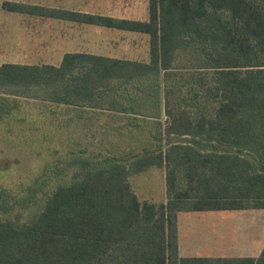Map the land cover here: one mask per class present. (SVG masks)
<instances>
[{"label":"trees","instance_id":"1","mask_svg":"<svg viewBox=\"0 0 264 264\" xmlns=\"http://www.w3.org/2000/svg\"><path fill=\"white\" fill-rule=\"evenodd\" d=\"M0 9L150 37L146 61L79 51L58 64L4 62L0 94L64 106L101 100L137 127L132 101L143 85L179 75L191 92L163 87L167 122L163 137L152 136L154 149L120 156L80 147L70 159L79 173L38 212L25 222L0 216V264H264V248L256 257L181 256L177 225L185 210L264 208V0H148L147 19L14 1ZM184 54L194 63L186 76L178 71ZM140 84L139 94L126 95L131 105L116 97ZM5 95L0 118L11 109ZM153 166L165 168L161 202L142 201L129 181Z\"/></svg>","mask_w":264,"mask_h":264},{"label":"rangeland","instance_id":"2","mask_svg":"<svg viewBox=\"0 0 264 264\" xmlns=\"http://www.w3.org/2000/svg\"><path fill=\"white\" fill-rule=\"evenodd\" d=\"M73 9L117 17L148 18V0H78ZM34 19L37 17L0 10V64H58L61 61L63 55L55 52L52 45L48 46L54 41L53 23L47 22L52 19ZM78 33L87 37V43L80 48L104 55L149 60L150 37L145 33L95 25H78ZM21 43L29 46L20 47ZM189 57L190 54H184L178 58L179 64L185 67L178 70H181L180 75H188L194 64ZM159 77V84L158 80H152L143 85L142 96L132 101L140 111L135 120L137 127L133 122L129 125L124 114L104 108L101 100L97 107L64 106L43 96L28 98L0 94L5 95L11 105L10 112L0 118V188L8 193L7 199L0 198V216L25 222L38 212L58 184L72 181L79 173L80 168L71 166L70 161L80 147L88 150L85 155L103 152L120 156L131 150L142 153L145 147L154 149L158 140L152 136L163 137L167 122L163 87L175 86L174 95L191 93L182 85L184 80L179 75L164 82L162 76ZM128 87L120 88L122 94L120 92L116 97L129 106L131 99L126 95L139 94L141 84ZM167 141L165 138L164 142ZM129 181L142 201L166 199L164 167L153 166L131 174ZM224 229L227 238L234 233L232 226L227 225Z\"/></svg>","mask_w":264,"mask_h":264},{"label":"crops","instance_id":"3","mask_svg":"<svg viewBox=\"0 0 264 264\" xmlns=\"http://www.w3.org/2000/svg\"><path fill=\"white\" fill-rule=\"evenodd\" d=\"M0 1H14L23 4L76 11L77 9H73V6L78 0H54V2H47L46 0H44L45 2H27V0ZM79 11L89 12L84 10ZM23 14L36 16L37 19H34V21L38 19L42 21H45L47 18L52 19V21L47 22L53 23L54 41L52 44H47L56 48L55 52L62 55L67 52H91L80 48L87 43V37H84L86 35L79 36L78 25L90 27L95 24L58 17ZM25 45L21 43L20 47H24ZM177 225L179 253L181 256L256 257L260 255L264 248V208L185 210L178 212ZM227 225L234 228V233L230 234L228 238V233H225L224 229Z\"/></svg>","mask_w":264,"mask_h":264}]
</instances>
